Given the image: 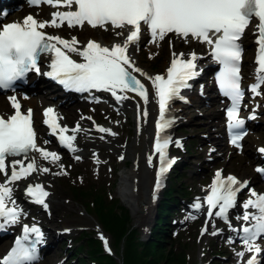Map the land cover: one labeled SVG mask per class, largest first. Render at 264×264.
<instances>
[{"label": "snow or ice", "instance_id": "6c2138e0", "mask_svg": "<svg viewBox=\"0 0 264 264\" xmlns=\"http://www.w3.org/2000/svg\"><path fill=\"white\" fill-rule=\"evenodd\" d=\"M30 3L35 6L48 4L57 11L51 13L50 20L41 21L28 15L22 22L0 25V90H14L16 83L26 80L30 72L43 74L68 90L109 92L118 102L129 99L127 93L131 92L147 105L151 90L159 113L154 138V153L160 163L156 182L159 189L166 173L176 162L168 155L169 147H182L179 140H173L166 134L174 123V118L168 116L170 105L175 99H185L181 96V90L190 87L188 82L199 75L197 61L201 57L195 51L172 52L166 73L153 76L138 66L129 49L133 47L135 51L139 50L134 46L139 44L145 32L149 34L151 43L159 46L168 38L171 47L172 34L184 43L195 40L209 47L212 60L220 65L216 81L222 94L231 101L226 109L231 144L237 149L242 148L241 141L247 135L245 119H255V115L247 118L240 116L244 97L241 75L244 50L241 41L246 30L254 36L257 45L255 82L249 86V90L254 96H264V0H30ZM85 25L106 32L111 30L115 37L121 39L111 46L89 39L79 47L81 42L75 36L66 39L44 31L48 27L64 26L83 29ZM74 56L81 59L77 60ZM43 58L48 60L49 70L41 73ZM137 74L150 82V87ZM8 100L13 114L7 118L0 115V175L5 177L0 182V231L19 224L25 215L13 197L11 185L26 180L33 173L50 171L48 167L40 166L31 154L38 153L40 158L51 163L61 159L56 152L38 146L33 110L29 108L26 113L22 112L15 95L9 96ZM142 115L147 117L146 107ZM43 116L44 125L50 129L49 135L57 136L61 146L77 152L74 141L77 138L75 133L81 130L80 125L71 130L61 126L59 121L63 117L52 107L46 108ZM69 131L73 134L67 135ZM97 131L116 135L111 129L101 126H97ZM44 143L50 141L45 140ZM258 152L264 154V148L258 149ZM75 159L80 160L81 157L77 155ZM119 159L123 160L124 156L121 155ZM148 163L152 165V155L148 156ZM255 171L264 175V167H257ZM244 189H248L249 198L241 205L242 214L236 217L243 224L236 228L229 219V211L237 206L238 194ZM208 191L209 194L204 197L207 216L209 220L213 217L221 219L237 234L243 250L235 255L241 264H264V247L258 243L264 239V193L250 189L247 180L242 181L233 175L223 177L222 170L215 173ZM25 194L32 202L48 208L46 198L50 193L44 185L29 183ZM194 207L201 209L200 198H197ZM212 227L211 235H218L222 231L215 228L214 222ZM207 231L206 223L201 234ZM100 239L106 251L110 252L109 241L103 233ZM234 242L229 237L228 243ZM44 243L45 234L36 223L23 224L22 235L0 258V264H35L39 259L38 246ZM246 254L250 255L244 260Z\"/></svg>", "mask_w": 264, "mask_h": 264}, {"label": "trees", "instance_id": "16d2710c", "mask_svg": "<svg viewBox=\"0 0 264 264\" xmlns=\"http://www.w3.org/2000/svg\"><path fill=\"white\" fill-rule=\"evenodd\" d=\"M161 67V63L154 66V69ZM178 174V175H177ZM173 175L180 178L179 170H175ZM176 190L171 186L164 196V200L158 207V220L152 228V235L149 242H143L138 236V231L132 226L130 211L119 204L118 199H114V203L104 205L103 200L98 197L96 206L105 230L111 235L115 250L119 251L125 246V251L122 252L125 264H183L181 260L171 250L165 247L167 241L165 236V224H167V214L173 209V203L176 202ZM81 193L77 194L79 197ZM89 197L96 196L95 192L85 193ZM115 210V211H114ZM164 230V231H163ZM88 254L96 256L100 251L99 244L93 240H87ZM138 245H145L143 250L144 257L148 260H143ZM106 260V259H103Z\"/></svg>", "mask_w": 264, "mask_h": 264}, {"label": "bare ground", "instance_id": "6f19581e", "mask_svg": "<svg viewBox=\"0 0 264 264\" xmlns=\"http://www.w3.org/2000/svg\"><path fill=\"white\" fill-rule=\"evenodd\" d=\"M168 41V38L164 40ZM175 46V45H174ZM174 49L168 55L170 57ZM131 113H135V119L139 121L137 123V139L132 144L130 151V158L134 162L132 169H127L122 174V184L120 187V193L130 205V208L134 215L135 225H139L142 221H149L151 215L155 210L154 194H155V179L157 175L156 154L154 149L150 147V142L155 137V132L148 126L151 123L154 115L156 116V104L149 101L147 107L148 119L142 115L145 107L139 102H135L132 97L127 99ZM214 113V110H209L205 117ZM153 156V163L150 166L148 163V156ZM49 200L54 207H61V202L54 197V190L49 191ZM138 197H142L137 199ZM145 201V206L141 203ZM195 214V212H190ZM74 222L69 220L67 226L71 228ZM77 230V229H75Z\"/></svg>", "mask_w": 264, "mask_h": 264}, {"label": "rangeland", "instance_id": "374dc122", "mask_svg": "<svg viewBox=\"0 0 264 264\" xmlns=\"http://www.w3.org/2000/svg\"><path fill=\"white\" fill-rule=\"evenodd\" d=\"M165 54H166V52H164V55ZM263 127H264L263 125H260V128H263ZM125 129L127 130V128H125ZM132 133H133V136L130 138L129 144L131 143V141L134 138V130H132ZM131 164H132V162L128 158V163H127L128 168L131 167ZM228 169L231 170V171H235V172H238L239 171V169H236V167H234V168H228ZM177 175H173L172 174V179L177 183V185L179 186V188L181 187L180 184L182 182L186 186L192 183V181L187 180V179H182V181H179L178 182L179 179L177 178ZM121 178H122V176H121ZM121 183H122L121 182V179H119L118 182H117V184H116V186H114V193L117 195L116 197L119 199L120 205L121 206H125V207H127V209L130 210V213L132 215V220H133V223H134V215H133V212H132V210L130 208V205L126 202V200L124 199V197L120 193ZM66 189H64V190H66ZM65 194H68V193L65 192ZM81 195H83V196L82 197H79V196L75 195L76 200L75 199L73 200V199L70 198V196H72V195H70L68 197H65L64 199H61V201H64L65 202L63 204L65 209L64 210H58L57 217H56V221H57V223L61 222L62 221L61 218L64 216V219L65 220L66 219H72L73 220L74 227L75 226H82L83 227V230H82L81 233L75 234L73 232V235L76 238L82 239L81 247H82L83 256L86 259L85 264H90V260L91 259H89V256L87 254V252H88V243L89 242L87 240H83V239L86 238L89 235H93L94 236V235L97 234V230L95 229V225L98 224V221L95 219V217H93V216L88 215L87 213H85V210L83 209V205H82V204H86V203L92 201L93 200V197H91L90 195L88 197L87 195H85V193L84 194H81ZM140 198H142V197H138L137 199H140ZM83 212H84V214H83ZM157 217L158 216H157L156 212H154L151 215L149 221H147V222H144L143 221L140 225L137 226V228H139L141 231H142V228L144 226H149V227H152L153 228L155 226V222L157 220ZM134 225H135V223H134ZM59 227H61V226H59ZM164 230H166V228ZM149 234L150 233H147L146 235L144 234L142 236V240L144 242H149L150 237L148 239L146 238ZM165 236H166V234H165ZM165 247L170 248V246L168 245V239H167V243H165ZM110 248H111L112 251H114V243H113V241H111ZM125 250H126L125 249V246L123 245L122 249L119 250V251L116 250V252H118L119 255H123L122 252H124ZM118 254H116V255L119 256ZM197 259L200 261L199 256H196V260Z\"/></svg>", "mask_w": 264, "mask_h": 264}]
</instances>
